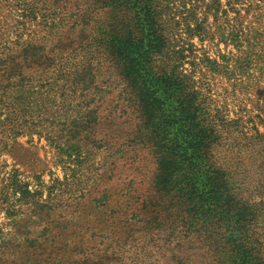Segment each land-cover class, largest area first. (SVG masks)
Here are the masks:
<instances>
[{"label":"rangeland","instance_id":"rangeland-1","mask_svg":"<svg viewBox=\"0 0 264 264\" xmlns=\"http://www.w3.org/2000/svg\"><path fill=\"white\" fill-rule=\"evenodd\" d=\"M156 3L150 126L111 55L129 32L149 49L132 8L0 0V264H176L143 249L166 217L160 154L187 170L183 132L235 180L261 173L264 204V0Z\"/></svg>","mask_w":264,"mask_h":264},{"label":"trees","instance_id":"trees-1","mask_svg":"<svg viewBox=\"0 0 264 264\" xmlns=\"http://www.w3.org/2000/svg\"><path fill=\"white\" fill-rule=\"evenodd\" d=\"M103 6H112L118 10L132 8L137 14L136 20L142 26L141 30L147 36H150L149 33L153 35L145 53L139 50L142 44L135 42L131 32L124 37L115 36L111 54L120 63L124 78L133 85L131 95L135 94L139 99L138 108L146 117V124L153 126L145 107L155 102L154 83L160 81L151 66L152 56L160 51L158 39L154 37L156 0H103ZM150 99L153 100L149 103ZM190 103L184 102L188 108L191 107ZM191 116L187 112L183 122ZM159 126L157 123L155 128ZM183 134L185 142L192 148V155L186 158L188 163L185 172L180 170V164L174 167L173 161L163 152L159 156L154 185L166 217L158 226V232L150 238L148 248L143 251L149 252L153 248V253L159 257L163 252L173 251L170 258L176 264L191 263V255L196 259L201 258L199 264L208 261L212 264H264V231L258 230L264 204L252 198L255 194L259 197L263 176L258 173L253 179L248 173L235 180L238 177L236 170H218L209 164L205 157L208 140L202 138L198 141L195 136H188L185 132ZM257 163V169L261 168V162ZM248 180L252 190L247 186ZM176 242L193 252L180 254L174 251ZM155 264L160 262L156 261Z\"/></svg>","mask_w":264,"mask_h":264}]
</instances>
